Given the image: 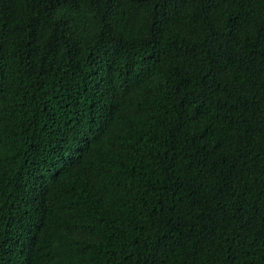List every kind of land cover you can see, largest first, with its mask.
Segmentation results:
<instances>
[{
	"label": "trees",
	"instance_id": "16d2710c",
	"mask_svg": "<svg viewBox=\"0 0 264 264\" xmlns=\"http://www.w3.org/2000/svg\"><path fill=\"white\" fill-rule=\"evenodd\" d=\"M0 264H264V0H0Z\"/></svg>",
	"mask_w": 264,
	"mask_h": 264
}]
</instances>
